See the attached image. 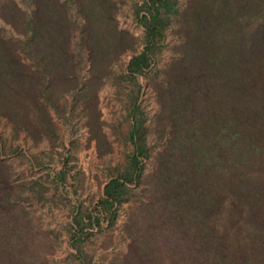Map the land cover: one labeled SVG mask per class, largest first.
I'll return each mask as SVG.
<instances>
[{
    "label": "trees",
    "instance_id": "obj_1",
    "mask_svg": "<svg viewBox=\"0 0 264 264\" xmlns=\"http://www.w3.org/2000/svg\"><path fill=\"white\" fill-rule=\"evenodd\" d=\"M9 1L13 9L3 12L0 7V14L18 21L15 27L24 38L0 37L2 113L5 103H12L4 97L6 79L18 77L14 83L19 85L24 68L7 56L8 44L34 59L37 82L49 76L43 87L54 86L56 77L61 84L73 69L66 48L72 22L65 3L28 0L30 8L21 9ZM73 1L84 18L82 38L93 59L118 35L112 6L108 0ZM200 1L190 16L180 11L178 0H143L136 8L144 31L143 47L126 65L133 78L151 67L172 22L180 23L178 56L153 84L160 115L171 125L170 136L155 155L154 171L143 178V160L150 152L143 112L134 104L129 133L133 154L125 169L105 183L94 209L111 218L128 185L148 181L149 201L142 206L147 221L155 224L149 228L154 239L163 235L157 242L197 239L200 253L190 264H264V203L262 194L249 185L254 168L264 164V0ZM235 168L243 171L236 173ZM238 210H244L242 216ZM84 217L89 224L99 220L91 211ZM75 224L83 231V216L76 215Z\"/></svg>",
    "mask_w": 264,
    "mask_h": 264
},
{
    "label": "rangeland",
    "instance_id": "obj_2",
    "mask_svg": "<svg viewBox=\"0 0 264 264\" xmlns=\"http://www.w3.org/2000/svg\"><path fill=\"white\" fill-rule=\"evenodd\" d=\"M15 1L21 9L30 8L28 0ZM61 1L72 22L66 48L68 66H73L61 84L56 77L54 86L43 87L49 76L37 82L34 59L8 44L7 56L24 68L19 85L14 83L18 77L6 79L4 97L12 103L6 102L0 112V264H14L15 259L16 264H190L200 253L197 239L157 242L163 235L154 239L149 230L155 224L147 221L142 206L149 201L148 181L129 184L111 218L94 209L105 183L125 169L133 154L129 133L134 104L143 112L150 152L143 160V178L154 171L155 155L168 142L171 125L160 115L153 84L178 56L180 23L172 22L151 67L133 78L126 65L143 47L144 29L136 17L143 0H103L112 6L118 35L93 59L82 38L84 18L77 3ZM198 2L178 0V6L190 16ZM0 7L3 12L13 9L9 0H0ZM15 26L18 21L0 14L1 38H24ZM252 173L249 185L262 194L263 204L264 164ZM90 211L98 222L93 218L89 224L84 216ZM238 211L242 216L244 210ZM76 215L86 222L83 231L75 224Z\"/></svg>",
    "mask_w": 264,
    "mask_h": 264
}]
</instances>
